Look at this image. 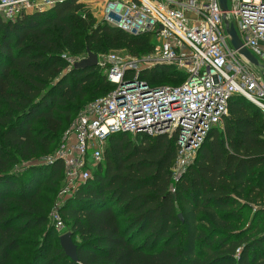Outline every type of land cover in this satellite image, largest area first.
I'll return each mask as SVG.
<instances>
[{
  "label": "trees",
  "instance_id": "obj_1",
  "mask_svg": "<svg viewBox=\"0 0 264 264\" xmlns=\"http://www.w3.org/2000/svg\"><path fill=\"white\" fill-rule=\"evenodd\" d=\"M87 7L64 0L0 17V264H264V117L239 95L176 181L175 138L110 136L103 162L60 209L78 262L65 255L49 219L63 165L36 161L89 92L99 96L88 104L115 88L98 66L69 68L65 55L123 44L139 57L154 45ZM143 79L175 87L185 75L157 66Z\"/></svg>",
  "mask_w": 264,
  "mask_h": 264
},
{
  "label": "built area",
  "instance_id": "obj_2",
  "mask_svg": "<svg viewBox=\"0 0 264 264\" xmlns=\"http://www.w3.org/2000/svg\"><path fill=\"white\" fill-rule=\"evenodd\" d=\"M64 0H0V17L15 21L47 11ZM98 21L130 35H153V53L134 57L109 53L98 60L114 90L91 102L74 123L73 140L45 164L62 162V183L49 219L67 231L60 209L100 164L106 140L115 134L175 138L173 180L191 165L213 128L228 117L230 99L239 95L264 117V0H92ZM229 3V4H228ZM224 19L262 65L250 64L231 46ZM171 66L185 75L178 86H151L145 71ZM254 68H259L256 73ZM62 232V233H61Z\"/></svg>",
  "mask_w": 264,
  "mask_h": 264
},
{
  "label": "rangeland",
  "instance_id": "obj_3",
  "mask_svg": "<svg viewBox=\"0 0 264 264\" xmlns=\"http://www.w3.org/2000/svg\"><path fill=\"white\" fill-rule=\"evenodd\" d=\"M82 2L88 4V7L86 10H88L90 13H92L97 19H101L102 15H101V10L99 8V6H97L92 0H82ZM229 4V3H228ZM145 35V34H143ZM153 37V35H152ZM154 40V37H153ZM155 48V46L153 45V49ZM151 52H147L144 51L143 49H139L138 50V54H141L140 56H144V55H149L151 53H153L154 51ZM94 51V52H93ZM92 51L93 54L97 55L98 60L102 59L103 57H105L106 55H108L109 53H117L120 56L123 55H130L127 50L125 45L123 44H119L116 45L115 47H106L104 49H98V48H94ZM67 61L69 62V68L73 67L76 63H78L79 61L87 58V53L86 52H79V53H75L72 54L70 52L67 53V55H65ZM259 65H262V61L260 59H258ZM253 70L258 73L259 72V68H254ZM87 86V85H86ZM91 91V89H90ZM99 96V94L97 93H91L89 92L88 96L81 102L77 104V112L72 116V119L69 121V123H67L64 128H63V132H62V138L61 141L54 147V149L52 150L51 155L48 157H52L56 154V152L60 149V147L62 148L64 144H66L67 141H71L73 140V133H74V123L77 120V118L84 112L85 108L89 105L88 103L90 102V100H92L93 98ZM219 129H221V127H218ZM132 138H130L134 143L137 142V139H135L133 136H131ZM109 139V138H108ZM108 139L105 142L104 148H103V154H104V150L108 145ZM69 141V143H71ZM37 163H42L44 164V160L40 159L38 161H36ZM103 162V157H102V161ZM67 231V228L64 229L62 232ZM61 232V233H62ZM69 232V231H67Z\"/></svg>",
  "mask_w": 264,
  "mask_h": 264
},
{
  "label": "water",
  "instance_id": "obj_4",
  "mask_svg": "<svg viewBox=\"0 0 264 264\" xmlns=\"http://www.w3.org/2000/svg\"><path fill=\"white\" fill-rule=\"evenodd\" d=\"M220 4V8L223 13L227 11L226 0H218ZM226 32L231 37V46L235 51H238L239 54L244 57L250 64L254 66H258L257 60L250 54V52L243 46L242 42L237 37V34L234 28L228 24V22L224 19ZM98 66V58L95 54L88 52L87 58L79 61L74 65L75 68L79 69H87V68H95ZM181 222H183L182 216L179 215ZM60 247L65 253V255L73 262H78L77 257V246L72 240V235L70 232H67L60 236L59 238Z\"/></svg>",
  "mask_w": 264,
  "mask_h": 264
}]
</instances>
